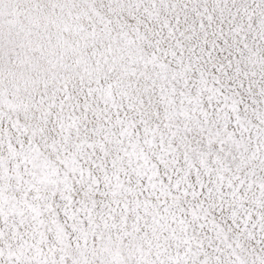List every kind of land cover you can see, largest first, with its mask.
<instances>
[{"label":"snow or ice","instance_id":"6c2138e0","mask_svg":"<svg viewBox=\"0 0 264 264\" xmlns=\"http://www.w3.org/2000/svg\"><path fill=\"white\" fill-rule=\"evenodd\" d=\"M0 264H264V0H0Z\"/></svg>","mask_w":264,"mask_h":264}]
</instances>
